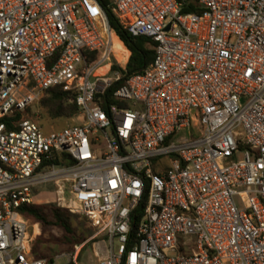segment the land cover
<instances>
[{"label":"built area","instance_id":"2783aa9c","mask_svg":"<svg viewBox=\"0 0 264 264\" xmlns=\"http://www.w3.org/2000/svg\"><path fill=\"white\" fill-rule=\"evenodd\" d=\"M103 6L156 44L108 109L131 52ZM54 88L79 115L45 133ZM47 183L97 232L39 258L20 209ZM101 236L96 264H264V0H0V264Z\"/></svg>","mask_w":264,"mask_h":264},{"label":"trees","instance_id":"16d2710c","mask_svg":"<svg viewBox=\"0 0 264 264\" xmlns=\"http://www.w3.org/2000/svg\"><path fill=\"white\" fill-rule=\"evenodd\" d=\"M108 17L110 25L116 31L120 40L125 44L131 52V56L125 69H119L115 66L114 70H120L122 79L115 83L107 93V97L103 107L108 109L111 104H114L113 93L122 87L126 81L132 76L143 73L154 61L156 44L143 37H134L123 28L119 20L106 6H103ZM95 54H92V58ZM125 61L123 64H126ZM71 96L60 89L54 88L46 92L39 107L40 119L45 122H56L59 120H69L78 117L79 108L76 103H71ZM35 117V115H33ZM43 129V128H42ZM44 130V129H43ZM56 164L61 165L59 161ZM20 213L28 220L35 221L38 235L34 237L33 250L39 258L45 256L39 255V249L42 245L55 244L64 246L67 252L74 250V247L86 241L78 236L77 230L72 224V214L64 209L54 205L39 206L30 205L23 206ZM51 228H58L63 231L60 238L52 237L50 240L45 239V236L39 230L47 231Z\"/></svg>","mask_w":264,"mask_h":264},{"label":"rangeland","instance_id":"374dc122","mask_svg":"<svg viewBox=\"0 0 264 264\" xmlns=\"http://www.w3.org/2000/svg\"><path fill=\"white\" fill-rule=\"evenodd\" d=\"M113 75V74H112ZM40 107V106H39ZM38 107V111H39ZM77 117L69 120H59L56 122H45V125H42L43 120L39 119L36 120L38 123H40V126L44 129L45 133H49L51 130H61L69 125H73L77 123ZM34 193V199L36 200V204L39 206H51L56 205V195H55V186L52 183H47L43 185H39L36 187ZM73 215V214H72ZM30 225V232L35 237L38 235V229L36 228V222L35 221H28ZM72 224L74 228L77 230L78 236L82 239H90L92 236L96 234V229L91 226L89 221L80 216V215H73L72 216ZM39 234H43L45 236V239H51L52 237L60 238L63 234V231L58 228H51L47 231L39 230ZM104 241L108 246H110V242L106 237H99L96 241L90 242L86 248L83 250L81 254V260L80 262L82 264H96V259L94 258L92 254V246L95 242ZM115 246L118 248V241L115 240ZM67 249L64 246H58L55 244L50 245H42L39 249V255L45 256V257H52L54 255L63 254L66 253Z\"/></svg>","mask_w":264,"mask_h":264},{"label":"bare ground","instance_id":"6f19581e","mask_svg":"<svg viewBox=\"0 0 264 264\" xmlns=\"http://www.w3.org/2000/svg\"><path fill=\"white\" fill-rule=\"evenodd\" d=\"M115 46H116V56L118 60L124 63L125 61H127V57L129 55L128 51L117 40L115 41ZM106 71H107V68H102L98 71V74H103Z\"/></svg>","mask_w":264,"mask_h":264},{"label":"crops","instance_id":"0c3cea01","mask_svg":"<svg viewBox=\"0 0 264 264\" xmlns=\"http://www.w3.org/2000/svg\"><path fill=\"white\" fill-rule=\"evenodd\" d=\"M52 131V130H51ZM105 245H106V243L104 242V241H100V247L102 248V249H105Z\"/></svg>","mask_w":264,"mask_h":264},{"label":"water","instance_id":"95a60500","mask_svg":"<svg viewBox=\"0 0 264 264\" xmlns=\"http://www.w3.org/2000/svg\"><path fill=\"white\" fill-rule=\"evenodd\" d=\"M98 97H100V96H98Z\"/></svg>","mask_w":264,"mask_h":264}]
</instances>
